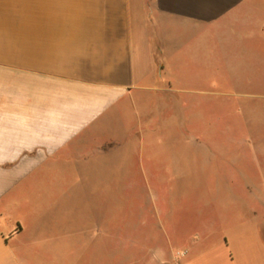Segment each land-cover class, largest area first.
<instances>
[{
	"label": "crops",
	"instance_id": "obj_1",
	"mask_svg": "<svg viewBox=\"0 0 264 264\" xmlns=\"http://www.w3.org/2000/svg\"><path fill=\"white\" fill-rule=\"evenodd\" d=\"M262 24L264 0H0V264H82L79 210L49 211L59 169L111 162L145 105L153 129L154 105L186 102L204 70L236 69L240 54L250 68ZM253 151L261 174L236 181L249 226L204 227L176 264H264V147ZM104 252L83 264H116Z\"/></svg>",
	"mask_w": 264,
	"mask_h": 264
},
{
	"label": "rangeland",
	"instance_id": "obj_2",
	"mask_svg": "<svg viewBox=\"0 0 264 264\" xmlns=\"http://www.w3.org/2000/svg\"><path fill=\"white\" fill-rule=\"evenodd\" d=\"M207 50L204 59L218 56L217 46ZM250 56V68L240 54L236 69L204 70V88L193 87L186 102L154 105L153 129L145 105L143 130L113 141L111 162L59 169L63 190L52 192L49 211L67 218L79 210L82 264L106 248L116 264H176L172 253L204 227L249 226V192L236 181L261 174L253 150L264 147V39Z\"/></svg>",
	"mask_w": 264,
	"mask_h": 264
}]
</instances>
